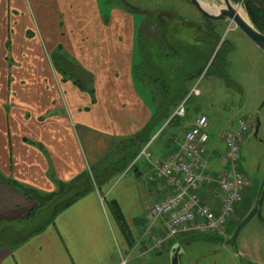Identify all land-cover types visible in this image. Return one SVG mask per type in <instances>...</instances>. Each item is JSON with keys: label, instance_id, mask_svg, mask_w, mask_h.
<instances>
[{"label": "crops", "instance_id": "1", "mask_svg": "<svg viewBox=\"0 0 264 264\" xmlns=\"http://www.w3.org/2000/svg\"><path fill=\"white\" fill-rule=\"evenodd\" d=\"M97 1L0 0L1 239L21 232L38 208L11 181L52 193L59 182L89 173L155 114L134 77L132 11L112 5L107 20ZM68 10L72 15L62 20ZM55 54L74 64L73 77L56 70ZM154 145L151 160L142 157L108 189L79 199L42 233L22 244L0 243V264H152L139 258L154 251L165 223L147 212L169 192L154 165L177 151L168 140ZM215 151L214 145L210 157ZM225 151L224 143L215 156L220 164ZM194 235L201 237H182ZM181 239L163 246L183 250ZM146 240L153 250L136 255Z\"/></svg>", "mask_w": 264, "mask_h": 264}, {"label": "rangeland", "instance_id": "2", "mask_svg": "<svg viewBox=\"0 0 264 264\" xmlns=\"http://www.w3.org/2000/svg\"><path fill=\"white\" fill-rule=\"evenodd\" d=\"M111 1H97L100 12L107 16V20L112 5L125 11H132L131 14L135 18L138 27L135 31L137 42L134 53L136 63L134 77L141 95L150 104L153 103V97L160 93L158 90H161L162 86L154 88L152 85H144L138 79L137 69L141 62L139 32L158 38L161 25L164 31L171 29L172 32H176V40L184 46L183 53L180 54V59L184 63L177 73V77L180 78L178 84L183 83V91L193 92L196 89L193 94L197 98L190 102V107H200L202 109L200 114L208 117L210 127L206 147L211 150L215 145L216 148L215 155L210 157V169L216 178L220 175L217 170L224 167L220 164V158L216 160L215 156L224 147L222 138L225 131L237 128L240 120H246L252 126V131L242 141L239 163V171L247 180L245 197L243 204L230 220L226 235L179 237L168 241L167 244L182 238L183 250L179 264H264V205L261 216L254 217L240 233L237 252L231 242L240 225L254 210L264 182V52L233 22L221 21L217 28L210 32L205 28L206 19L190 0H120L117 5ZM204 1L212 6L223 5L222 0H214L215 3ZM232 2L237 6L240 5L249 18L244 4L239 3L238 0ZM141 9L147 12L143 13ZM71 15L68 10L62 12L61 18L64 20ZM145 24L148 26H144ZM151 24L156 27L149 31ZM200 68H205L202 75L197 72ZM174 86L177 85L173 84L172 87ZM204 110L207 114L203 112ZM197 116H194L193 121ZM190 124L191 122H188L185 126L189 127ZM179 141L182 142L180 139ZM175 145L178 150L179 142ZM155 148L156 145H153L150 151L154 152ZM110 185H106L104 190ZM213 190L215 191V187L211 189ZM19 231L16 232L17 235L21 233ZM17 235L0 238V243L14 244L20 240ZM205 236L217 240H208ZM145 244L139 247L136 255H139L140 249L145 247L153 250L149 240H146ZM172 249V246L169 250L163 246L139 259L148 260L152 264H172Z\"/></svg>", "mask_w": 264, "mask_h": 264}, {"label": "trees", "instance_id": "3", "mask_svg": "<svg viewBox=\"0 0 264 264\" xmlns=\"http://www.w3.org/2000/svg\"><path fill=\"white\" fill-rule=\"evenodd\" d=\"M119 1L112 0L111 2L117 5ZM261 1L264 2V0ZM243 4L253 25L264 34V13L247 1ZM205 19L206 28L210 32L214 31L213 23L209 19ZM155 27L156 25H149V31ZM158 33H160L159 37L155 38L154 35L149 34L150 36H146L140 31L138 37V43L141 47V62L137 69L138 79L144 85H152L154 88H161L162 86L161 90H158L160 93L155 95L156 92H154L155 114L151 121L134 138L120 142L107 157L92 167L89 173H84L71 183L59 182L57 190L52 193H42L11 181V185L38 206L30 221L26 223L24 230L17 235L20 240L15 242L14 245L22 244L54 225L57 217L79 199L95 190L103 191L106 185L112 184L120 178L130 166L136 165L144 149L147 148V152L150 153L149 150L155 143L165 140H168L169 148H176L175 144L178 142L180 144L179 139L183 141L185 133L189 129L185 124L188 122L193 123L201 115L200 110L202 109L200 107H190V102L197 96L192 91H183V83L178 84L180 78L177 77V73L179 67L183 66L184 63L180 59L184 46L182 43H178L175 37L176 32H172L171 29L164 31V27L161 25ZM53 59L57 71L62 72L61 74L64 76L73 77V70L76 69L74 64L57 54L53 55ZM197 72L202 75L205 68H200ZM77 84L81 85L80 81L77 80ZM173 84L177 86L172 87ZM181 105H184L185 108L184 117L175 115ZM195 115L198 116L193 121ZM158 132V136L153 140ZM103 165H106L105 168L102 167ZM118 213L120 214L119 211ZM119 214L116 215L119 220L120 218L122 220L123 218Z\"/></svg>", "mask_w": 264, "mask_h": 264}, {"label": "built area", "instance_id": "4", "mask_svg": "<svg viewBox=\"0 0 264 264\" xmlns=\"http://www.w3.org/2000/svg\"><path fill=\"white\" fill-rule=\"evenodd\" d=\"M175 115L185 116L184 105ZM209 127L208 117L199 115L190 124L179 149L154 165L156 178L163 181L169 191L147 212L149 220L161 219L165 223V231L155 238V249L189 234L225 236L230 220L243 204L247 180L239 171V163L242 141L252 131V126L240 120L237 128L225 131L222 138L226 146L222 157L224 172L218 178L210 169L211 152L206 147ZM142 157L151 160L147 148L138 159ZM214 187L215 191H211Z\"/></svg>", "mask_w": 264, "mask_h": 264}, {"label": "water", "instance_id": "5", "mask_svg": "<svg viewBox=\"0 0 264 264\" xmlns=\"http://www.w3.org/2000/svg\"><path fill=\"white\" fill-rule=\"evenodd\" d=\"M204 0H190L191 4L196 8V10L205 18L209 19L211 23L221 22V21H230L233 22L237 28H239L251 41L257 45L264 52V34L261 33L256 27L253 25L251 20L249 19V23L240 17V15L236 12L233 7L232 0H222L223 5L220 7L212 6L211 11H207L203 6L202 2ZM251 3L253 6L258 8L260 11L264 13V2L261 0H242ZM258 131V128H257ZM257 134V133H256ZM264 205V182L262 184V188L260 191L258 202L254 208V210L250 213V215L243 221L235 235L232 238V246L234 250L237 252V240L242 232L243 228L256 216H261L262 208ZM182 249L179 246H175L172 250V264H179V255L181 254ZM238 255V254H237Z\"/></svg>", "mask_w": 264, "mask_h": 264}, {"label": "bare ground", "instance_id": "6", "mask_svg": "<svg viewBox=\"0 0 264 264\" xmlns=\"http://www.w3.org/2000/svg\"><path fill=\"white\" fill-rule=\"evenodd\" d=\"M202 6L207 10V11H211V6L208 4V2H206V1H203L202 2ZM233 7H234V9L236 10V12L240 15V17L242 18V19H244L246 22H248L249 23V18L246 16V14H245V12H244V10L242 9V7L239 5V6H237V5H235V4H233Z\"/></svg>", "mask_w": 264, "mask_h": 264}, {"label": "flooded vegetation", "instance_id": "7", "mask_svg": "<svg viewBox=\"0 0 264 264\" xmlns=\"http://www.w3.org/2000/svg\"><path fill=\"white\" fill-rule=\"evenodd\" d=\"M216 23H218V22H216Z\"/></svg>", "mask_w": 264, "mask_h": 264}]
</instances>
